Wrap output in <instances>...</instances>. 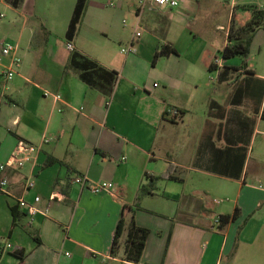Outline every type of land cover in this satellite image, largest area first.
I'll return each mask as SVG.
<instances>
[{
	"label": "crops",
	"instance_id": "crops-1",
	"mask_svg": "<svg viewBox=\"0 0 264 264\" xmlns=\"http://www.w3.org/2000/svg\"><path fill=\"white\" fill-rule=\"evenodd\" d=\"M76 1L0 0V162L20 140L36 146L31 162L0 170L8 180L0 191V237L12 245L0 252V264H264V28L251 40L245 67L219 54L231 21L243 25L247 7L264 9V0L241 5L237 23L233 8L225 27L196 22L194 13L214 11L216 0H179L177 7L148 1L129 24L119 18L121 4L86 0L67 41ZM146 7L157 14L146 11L152 34L141 39ZM211 27L224 30L222 39L204 33ZM5 42L15 49L2 55ZM130 42L136 52L122 53ZM158 43L176 53L153 61ZM72 51L103 69L94 85L80 78ZM252 51L263 54L262 63L251 62ZM16 58L7 80L2 70ZM107 71L116 74L110 84ZM47 157L62 163L46 165ZM74 175L114 188L93 193ZM18 198L36 213L19 208ZM235 208L239 216L219 227L218 216ZM132 220L148 230L137 262L123 257Z\"/></svg>",
	"mask_w": 264,
	"mask_h": 264
},
{
	"label": "trees",
	"instance_id": "trees-1",
	"mask_svg": "<svg viewBox=\"0 0 264 264\" xmlns=\"http://www.w3.org/2000/svg\"><path fill=\"white\" fill-rule=\"evenodd\" d=\"M85 7L86 0L76 1L72 17L66 30L65 36L67 41H71L75 36L78 25L84 14ZM247 8H249L251 16L243 25L236 26L231 21L227 33V44L224 45L219 51L220 57L224 60H227L234 56H242L243 58L246 57L254 33L258 28H264V9L257 8L256 6L251 5H249ZM41 27H43V25H41ZM170 53H176L175 48L170 44H161L154 53L153 61H155L159 56L167 55ZM71 64L79 70L80 78L88 82L90 85L95 84V78L97 77L96 75L99 73L98 71L100 69L101 71H103V69L99 67L94 61L87 59L85 56L80 55L76 51H72L71 53ZM243 67H245V61H243L240 65V68ZM209 68H214V65L210 64ZM107 75V82L110 84L115 80L116 74L113 71H107ZM45 163L46 165L55 163L61 164L62 161L54 157H47ZM159 178H164V176H157L153 179ZM151 185V182L148 185H142L139 189L140 194L147 193L150 190ZM238 216V208H235L230 214H221L218 216V226L221 227L235 220ZM122 231L123 220L122 218H120L117 222L112 244L109 250L111 256H115L117 254L118 238L122 234ZM147 234V229L137 226L133 220L130 222L123 252V257L125 260L137 262L140 259Z\"/></svg>",
	"mask_w": 264,
	"mask_h": 264
},
{
	"label": "built area",
	"instance_id": "built-area-1",
	"mask_svg": "<svg viewBox=\"0 0 264 264\" xmlns=\"http://www.w3.org/2000/svg\"><path fill=\"white\" fill-rule=\"evenodd\" d=\"M150 2L154 6H163V7H177L180 3L179 0H139V10L144 9L146 6L147 2ZM122 22H125V20H122ZM140 36V32L136 31L133 35V37L138 38ZM68 49L72 50L73 47L70 43L67 44ZM15 49V45L10 43V42H5L2 44L1 47V54L2 55H7L11 51ZM120 51L122 53H135L136 52V47L135 45L130 42L126 46H122L120 48ZM215 65H218L219 63V58H215L212 62ZM11 65L17 66L19 65V60L12 59L10 64L6 66L2 70L3 76L7 79L10 80L13 75L14 71L11 67ZM45 95L48 93L45 92ZM57 98H59V95H55ZM173 114H177V111H173ZM36 153V146H34L32 143H29L24 140H20L17 142L16 146L14 147L13 151L11 152L10 156L3 162H0V170L3 169H15V168H21L24 166L26 163L31 162L34 159V155ZM72 181L80 186L82 189H87L93 193H111L114 184L109 182V181H99V182H91L90 180L87 179L86 176L84 175H74L72 178ZM7 184L8 180L6 177H1L0 178V191L6 192L7 189ZM34 185L32 180H26L25 181V186L27 188H30ZM56 193L50 194L49 198L54 199L56 197ZM40 199L39 196L34 197V202H38ZM17 204L18 207L24 210L28 215H33L36 213L37 208L34 204H30L27 201H25L23 198H18L17 199ZM215 222H218V219L215 220ZM10 251L12 250V245L6 240L5 237H0V252L4 251ZM68 254V253H66Z\"/></svg>",
	"mask_w": 264,
	"mask_h": 264
},
{
	"label": "rangeland",
	"instance_id": "rangeland-1",
	"mask_svg": "<svg viewBox=\"0 0 264 264\" xmlns=\"http://www.w3.org/2000/svg\"><path fill=\"white\" fill-rule=\"evenodd\" d=\"M101 2H103L104 4H107L110 6V8L116 7L117 4H121L122 5V12H119V18H125L127 21V24H129V22L133 19V17H135L137 15L136 11L139 7V0H99ZM212 3L215 0H210ZM233 1L237 2V5L235 6ZM216 0V4L214 6H216L215 9H213L214 11L211 12H207L204 10H200L199 9L196 11L195 14V18H196V22H206L207 24L210 22L214 23L213 21L217 20V22H220L223 24V26L225 27L226 22H227V17L228 15H230V12L232 14L233 8H235V14L233 16L234 18V22L237 23L238 20L243 21V17H242V12H239L238 9H240L241 5H246V4H251L252 3H256L257 0ZM215 3V2H214ZM223 5V8L221 9V6ZM147 6V5H146ZM147 7L145 8V12L142 14V16H140L139 19V31L141 32V36L140 38H149V35H151L152 33L149 31V29L147 28V25L145 24V14H146V10ZM119 10V9H118ZM147 13H152V14H157V11H148ZM245 16V14H244ZM188 19V16L187 18ZM191 20V19H189ZM236 20V21H235ZM193 28L194 25H193ZM213 31L215 32V35L219 38L223 37L224 35V30H217L215 31L214 28L211 27L210 31L206 30L204 33L206 35H210L212 36ZM161 31L158 32H154L153 34L155 36H160L162 33H160ZM255 34V33H254ZM254 36V35H253ZM222 39V38H221ZM160 43H158V47H159ZM249 58L251 59V62L253 64L257 63L260 64L262 63L263 60V54L260 53L259 55L256 54V51H252V54L249 55ZM228 62H231L233 64H237L238 66L241 65V63L243 62L244 58L242 56H234L231 57L229 59H227Z\"/></svg>",
	"mask_w": 264,
	"mask_h": 264
}]
</instances>
